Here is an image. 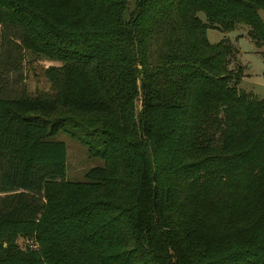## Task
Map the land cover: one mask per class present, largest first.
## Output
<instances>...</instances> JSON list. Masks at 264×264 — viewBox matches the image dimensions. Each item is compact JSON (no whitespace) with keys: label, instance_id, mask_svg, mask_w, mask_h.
Returning <instances> with one entry per match:
<instances>
[{"label":"trees","instance_id":"1","mask_svg":"<svg viewBox=\"0 0 264 264\" xmlns=\"http://www.w3.org/2000/svg\"><path fill=\"white\" fill-rule=\"evenodd\" d=\"M126 8L0 0V264H264V97L206 35L242 23L264 47V0ZM27 55L60 63L49 91L21 86ZM60 131L103 160L84 181Z\"/></svg>","mask_w":264,"mask_h":264},{"label":"rangeland","instance_id":"2","mask_svg":"<svg viewBox=\"0 0 264 264\" xmlns=\"http://www.w3.org/2000/svg\"><path fill=\"white\" fill-rule=\"evenodd\" d=\"M138 0H127L125 17L135 10ZM202 19L204 16L199 14ZM260 15L264 20V12ZM248 27L242 23L236 24L233 30L221 33L209 29L206 32L209 42L215 43L223 37L228 38L237 49V57L231 61L230 67L237 64L242 65V78L238 82L237 88L249 93L257 98L264 97V47L257 45L247 34ZM60 63L52 60L37 59L30 55L25 57L21 69V86L28 95L50 90V84L44 75V70L51 66H58ZM11 76L10 80H14ZM18 82V86H20ZM56 140L62 141L66 149L65 178L68 181H84L85 173L92 167L103 166L100 157L88 155L86 145L64 132H58ZM13 243L20 249L36 248L33 235H22L17 233L13 238Z\"/></svg>","mask_w":264,"mask_h":264},{"label":"water","instance_id":"3","mask_svg":"<svg viewBox=\"0 0 264 264\" xmlns=\"http://www.w3.org/2000/svg\"><path fill=\"white\" fill-rule=\"evenodd\" d=\"M132 22L130 24V26L132 27ZM140 106H142V102L140 103ZM153 208H154V217H155V220H156V211H155V203L153 202Z\"/></svg>","mask_w":264,"mask_h":264}]
</instances>
